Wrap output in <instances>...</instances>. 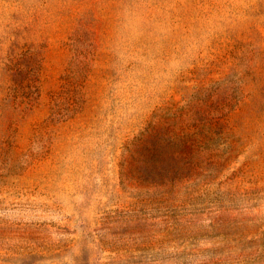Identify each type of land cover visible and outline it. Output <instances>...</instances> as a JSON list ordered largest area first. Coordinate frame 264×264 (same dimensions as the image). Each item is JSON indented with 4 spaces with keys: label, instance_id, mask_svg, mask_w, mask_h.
<instances>
[{
    "label": "rangeland",
    "instance_id": "obj_1",
    "mask_svg": "<svg viewBox=\"0 0 264 264\" xmlns=\"http://www.w3.org/2000/svg\"><path fill=\"white\" fill-rule=\"evenodd\" d=\"M0 264H264V0H0Z\"/></svg>",
    "mask_w": 264,
    "mask_h": 264
},
{
    "label": "trees",
    "instance_id": "obj_2",
    "mask_svg": "<svg viewBox=\"0 0 264 264\" xmlns=\"http://www.w3.org/2000/svg\"><path fill=\"white\" fill-rule=\"evenodd\" d=\"M155 144V143H154Z\"/></svg>",
    "mask_w": 264,
    "mask_h": 264
}]
</instances>
